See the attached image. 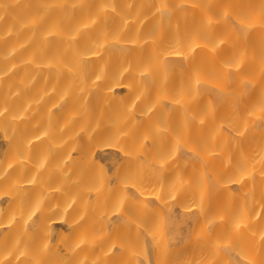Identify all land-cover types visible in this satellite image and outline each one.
<instances>
[{
	"label": "bare ground",
	"instance_id": "1",
	"mask_svg": "<svg viewBox=\"0 0 264 264\" xmlns=\"http://www.w3.org/2000/svg\"><path fill=\"white\" fill-rule=\"evenodd\" d=\"M0 264H264V0H0Z\"/></svg>",
	"mask_w": 264,
	"mask_h": 264
}]
</instances>
